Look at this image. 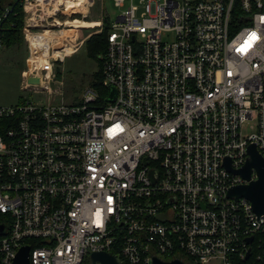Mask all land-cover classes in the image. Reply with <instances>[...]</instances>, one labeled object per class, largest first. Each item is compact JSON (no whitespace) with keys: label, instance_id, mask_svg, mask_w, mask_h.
<instances>
[{"label":"built area","instance_id":"1","mask_svg":"<svg viewBox=\"0 0 264 264\" xmlns=\"http://www.w3.org/2000/svg\"><path fill=\"white\" fill-rule=\"evenodd\" d=\"M65 1L23 0V36L36 26L28 15L68 13ZM114 1L125 9L109 24L101 92L63 99L54 65L102 21L77 40L94 28L64 24L55 48L72 53L28 59L26 97L0 106V264L22 247L29 264H85L93 252L120 264H264V213L227 195L257 180L231 172L250 146L264 161V0ZM69 2L84 19L96 0Z\"/></svg>","mask_w":264,"mask_h":264},{"label":"rangeland","instance_id":"2","mask_svg":"<svg viewBox=\"0 0 264 264\" xmlns=\"http://www.w3.org/2000/svg\"><path fill=\"white\" fill-rule=\"evenodd\" d=\"M127 1L128 0H126L125 7L128 5ZM133 1L137 4L138 0ZM99 4V1L96 0L93 9H90L89 13L84 19H81V14L85 12V9L82 7L75 8L74 10L78 12H76L74 15L70 10L68 13L64 14L63 9L60 6H58V13L56 15H28V23L30 26H36H34L31 31L26 32V36H23L22 47H0V106H14L22 97H26V93L21 90V72L25 70L27 60L29 59L30 62L32 61V58H40L42 54V51L40 50L41 45H50V37H56V39L51 40V45L56 44V47H58L62 44L63 37L59 32L61 30H68V28H63L64 22L72 21L74 19L101 22V17L104 16L108 19L107 21L110 24L111 22H114L125 9L116 7L114 0H103L102 4L104 15H99ZM54 7L57 6L55 5ZM48 12H50V9ZM74 16L76 18H73ZM56 22L61 23V25H55ZM51 23H54L55 26H51ZM97 29L98 28L89 30H76V40L82 38L87 33H93ZM42 30L46 31L41 32ZM36 32L41 33L35 34ZM64 33L71 36V32L69 31ZM32 34L35 35L32 36ZM29 43L37 47L29 46ZM58 54L65 56V54H70V52L66 49L58 48ZM48 59L50 62L51 59ZM54 66L59 70V79L63 82V99L66 102L79 100L83 90L89 86L93 75L97 71L96 62L88 58L84 46L73 55L68 56L62 63H57V65L55 64Z\"/></svg>","mask_w":264,"mask_h":264},{"label":"water","instance_id":"3","mask_svg":"<svg viewBox=\"0 0 264 264\" xmlns=\"http://www.w3.org/2000/svg\"><path fill=\"white\" fill-rule=\"evenodd\" d=\"M28 83L38 84L37 78H28ZM110 96L107 102H111L115 98V92L112 87H109ZM249 158L243 168L237 171H231L233 174L240 176L244 180L250 179L251 170H255L257 180L248 185L237 186L228 191V197L238 200L244 198L251 203L253 211L257 215L264 213V161L260 158L254 146L248 148ZM228 170L230 171L229 161H226ZM0 232L2 227L0 226ZM251 239H248L250 242ZM13 264H29L28 263V248L22 247ZM89 264H120V261L113 255L106 252H93L89 255ZM154 264H181L178 261L171 263H162L154 259Z\"/></svg>","mask_w":264,"mask_h":264},{"label":"trees","instance_id":"4","mask_svg":"<svg viewBox=\"0 0 264 264\" xmlns=\"http://www.w3.org/2000/svg\"><path fill=\"white\" fill-rule=\"evenodd\" d=\"M23 0H0V47L20 48L23 45L22 27L24 24V11L22 8ZM73 18H76L75 16ZM107 18L102 19V30L100 33L91 35L84 43L88 58L94 60L97 64V71L93 75L89 86L101 92V60L107 49V35L109 23ZM85 21V20H84ZM57 77H60L59 70L56 71ZM116 254V251H111ZM85 264H89L87 257Z\"/></svg>","mask_w":264,"mask_h":264},{"label":"bare ground","instance_id":"5","mask_svg":"<svg viewBox=\"0 0 264 264\" xmlns=\"http://www.w3.org/2000/svg\"><path fill=\"white\" fill-rule=\"evenodd\" d=\"M67 1H65L66 2L65 6L67 7L66 10L67 11H69V10L72 11L71 10L72 6H70L71 2H69V0H67ZM87 1L89 2V0H76V2L78 3L77 4L78 6H81V4L85 3V2L88 3ZM62 3H63V0H62ZM72 5H74V4H72ZM84 9H86V8H84ZM64 24L66 26L74 27V28H95V27H97L99 25V21H83V20H79V19H74L72 21H66V22H64ZM54 38H56V37H50V40H49L50 41V45L49 44L48 45L47 44L46 45L45 44L41 45V49H40L42 51L41 57L40 58H37V57L32 58V61L29 62L30 65L35 63V62H37V61H39V60H46L48 58L58 59V58L63 57L60 54H58V48H55L54 44L51 45V40L54 39ZM30 46L37 47V46L31 45V44H30ZM64 49L69 51L70 54L72 53L70 48H64Z\"/></svg>","mask_w":264,"mask_h":264}]
</instances>
